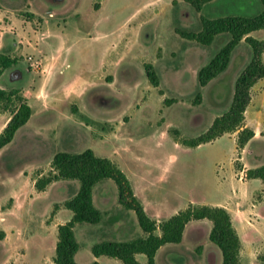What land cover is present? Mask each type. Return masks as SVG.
<instances>
[{"label": "rangeland", "instance_id": "obj_1", "mask_svg": "<svg viewBox=\"0 0 264 264\" xmlns=\"http://www.w3.org/2000/svg\"><path fill=\"white\" fill-rule=\"evenodd\" d=\"M259 8L258 0H213L200 11L183 0H0V53L17 59L0 85L8 90L11 79L33 111L39 112L38 102L47 109L44 118L36 114L19 129L0 153V204L4 200L3 206H9V195L16 191L36 198L17 223L23 236L37 230L50 213L63 223L71 219L72 212L60 206L76 194L79 181L56 182L38 195L34 182L48 176L57 152L92 149L118 165L146 214L158 222L189 204L232 203V213L248 227L262 224L247 235L256 243L250 253L257 255L254 264H264L259 259L264 255V184L241 173L243 164L255 168L264 163V137H254L243 153L233 133L195 147L177 141L205 132L228 108L235 79L251 58L250 46L242 40L226 70L202 86L200 69L229 35L219 34L203 45L181 32L199 31L200 16H251ZM250 36L262 40L264 29ZM146 64L153 66L157 87L146 76ZM4 103L0 129L18 106L15 100ZM246 122L264 130L262 85L252 91ZM93 199L105 215L101 212L99 223L74 226L78 264L93 262L95 243L145 235L133 211L116 212L113 180L97 183ZM210 228L206 219L190 222L180 243L165 244L156 253L155 264H205L197 259L203 251L209 264H218L221 252L209 240ZM240 235L244 240L245 234ZM55 244L0 249V264H54ZM135 258L147 262L144 254ZM99 264L124 263L102 256Z\"/></svg>", "mask_w": 264, "mask_h": 264}, {"label": "trees", "instance_id": "obj_2", "mask_svg": "<svg viewBox=\"0 0 264 264\" xmlns=\"http://www.w3.org/2000/svg\"><path fill=\"white\" fill-rule=\"evenodd\" d=\"M195 11H200L207 3L213 0H183ZM259 1V11L251 16L227 14L219 17L200 16L201 29L197 32L183 33L186 38L195 40L203 45H209L219 34L229 35L228 41L219 51L200 69L198 73L199 84L204 86L217 75L226 70L229 65L231 53L236 45L244 40L251 49V58L239 72L234 82L232 98L228 108L216 116L208 129L194 138L178 140L188 147H195L211 142L227 133L236 134L238 150L254 137L252 128L245 125V111L251 100V90L254 84L264 78V39L258 40L250 33L264 29V0ZM17 59L8 54L0 53V75L15 65ZM145 73L152 84L158 86V78L151 64L145 65ZM15 100L18 106L12 110L11 116L0 131V149L10 143L17 130L30 118L32 109L19 90L0 89V105ZM175 134L177 132L175 131ZM264 136V130L261 132ZM247 179H260L264 181V163L255 168L246 170ZM104 179L115 182L118 191L119 204L135 213L139 226L144 232L143 237L126 241H102L91 247L93 256H108L124 264H141L135 256L144 254L146 264H155V255L165 244L180 243L187 224L192 220H208L211 222L209 240L221 252V264H246L240 260V238L232 224L229 212L222 206L189 204L177 211L168 219L156 222L146 214L141 201L135 195L130 180L118 165L106 157H100L92 149L80 153L57 152L50 163L48 176L37 178L34 187L43 191L50 183L58 180H77L79 189L76 194L64 201L63 206L72 212V217L57 228V242L55 254L52 258L54 264H78L75 254L78 242L74 236L73 228L79 223L96 224L102 219V213L93 202V188ZM58 205H56V208ZM159 230V234L155 231ZM5 236L0 230V240ZM264 263V255L259 256ZM91 264H99L93 261Z\"/></svg>", "mask_w": 264, "mask_h": 264}, {"label": "crops", "instance_id": "obj_3", "mask_svg": "<svg viewBox=\"0 0 264 264\" xmlns=\"http://www.w3.org/2000/svg\"><path fill=\"white\" fill-rule=\"evenodd\" d=\"M262 55L264 56V52H263ZM5 71L0 75V79L5 75ZM11 81L12 80L10 79V81H9L10 85H7L9 87V89L17 88L14 85H11L12 84V83H10ZM260 85L264 86V78L259 79L254 84V86L252 87L251 98H252V91H254ZM0 89H5V88L2 85H0ZM250 102H251V100H250ZM29 105H30V107L32 109V113H31V116H30L29 120L22 127H25L30 120L33 121L34 115H36V114H38V118H39V120H41L42 118H44V116L46 114V111H47V109L43 106L42 102H38L37 105H36L37 108H39V112L33 111V109H34L33 106L31 104H29ZM248 107H249V105L247 106L246 111H245V125L251 128L252 126H249V124L246 122V112H247ZM0 114H2V113L0 112ZM9 117H8V119H9ZM31 123H32L31 127L35 126L34 122H31ZM22 127H20L19 129H21ZM1 129H0V131H1ZM252 129L254 131V137L262 136L261 132L263 131V128L252 127ZM35 130H39L40 131L41 129L37 125ZM16 133H15V135H16ZM233 134H235V133H233ZM15 135H14V137H15ZM251 140L244 146L243 149H241V153H243L245 151V149H247V145H249V143H251ZM10 143H8L7 145H9ZM7 145H5V146H7ZM2 149H0V153H1ZM247 169H249L248 166L243 164L242 173L246 174V170ZM56 182H68V180H58V181L50 183L48 186L53 185ZM263 184H264V181H263ZM46 189H47V187L43 191H37L36 190L37 191L36 195H38L39 192L40 193H44L46 191ZM9 198L12 199L11 203L9 204V206H5V207L3 206L4 200L1 201V204H0V230L4 231V233H5L4 238L0 240V249H4L5 252H10V250L15 248L17 245H20V247H23L26 250V246L27 247L28 246H33V247H39L40 248V247L47 246L49 242H50L51 245H53L54 243L57 242V228H58V226L60 224H63V222L57 220L56 213L53 212V213H50V215H45L43 220L39 221V225H38V229L37 230L31 232L27 236H23V234H22L23 233V227L20 226V225H17V223H20L22 221V212L26 208V204H28L29 206L32 205L36 198H34L32 194H26L25 195V194L18 193L17 191L16 192H12L9 195ZM93 202H94V205L96 206V208L101 210L100 212H103V216H104L105 215V210H103L102 208L97 207L98 205H97V203H96V201L94 199H93ZM61 203L62 202L57 204L58 205L57 208H59V205ZM212 206H222L229 212V214L231 216L232 224H233V226H234V228H235V230H236V232H237V234H238V236L240 238V241H241L240 260L243 263H246V264H254L256 262V260H257V255L253 256L250 253H251L252 249L254 248L253 246H255L256 243H254L252 241H249V239H248L249 237L247 235V232H249V233L253 232L254 233L256 231V229H258V228L261 229L262 228L261 227L262 224H258L254 229L251 228V227H248L244 223V220L238 219L236 217V215H234L232 213V211H235L234 210L235 206H233L232 203H231V207L230 206L229 207L226 206L225 203L224 204H219V205H212ZM60 207H64V206L62 205ZM122 208L123 207L120 204L117 205L116 212L117 213H121L122 212V210H121ZM28 215H30V212H29ZM127 215H129L128 212H127ZM119 219L124 220L123 217H121ZM192 221H195V220H192ZM192 221H190V222H192ZM10 222H15V224H11ZM156 222L158 223V221H156ZM73 231H74V228H73ZM240 233L245 234V239L244 240L242 239ZM54 237H56V239H54ZM160 249H161V247L158 249V251ZM101 257L102 256H99V257L93 256V261H98L100 263V258ZM217 257H218V264H221V261L219 260L220 258L218 256V254H217ZM197 259L199 261L205 263V264H209L210 263V261H209L210 259L207 256L206 252H204V251L202 253H200V255L198 256Z\"/></svg>", "mask_w": 264, "mask_h": 264}, {"label": "built area", "instance_id": "obj_4", "mask_svg": "<svg viewBox=\"0 0 264 264\" xmlns=\"http://www.w3.org/2000/svg\"><path fill=\"white\" fill-rule=\"evenodd\" d=\"M242 173V172H241ZM243 177H242V174H241V176H240V179H242Z\"/></svg>", "mask_w": 264, "mask_h": 264}]
</instances>
